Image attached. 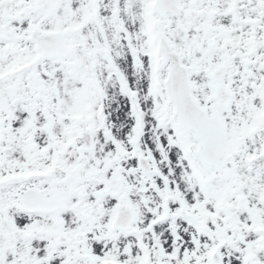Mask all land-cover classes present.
Segmentation results:
<instances>
[{
  "label": "snow or ice",
  "instance_id": "obj_1",
  "mask_svg": "<svg viewBox=\"0 0 264 264\" xmlns=\"http://www.w3.org/2000/svg\"><path fill=\"white\" fill-rule=\"evenodd\" d=\"M0 264H264V0H0Z\"/></svg>",
  "mask_w": 264,
  "mask_h": 264
}]
</instances>
